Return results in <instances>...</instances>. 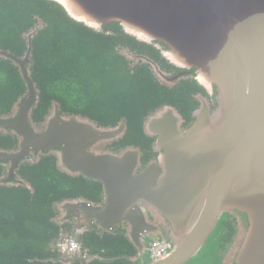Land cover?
I'll use <instances>...</instances> for the list:
<instances>
[{"label": "water", "instance_id": "1", "mask_svg": "<svg viewBox=\"0 0 264 264\" xmlns=\"http://www.w3.org/2000/svg\"><path fill=\"white\" fill-rule=\"evenodd\" d=\"M50 1L91 29L119 24L139 41L161 43L167 48L163 54L173 64L179 66L167 54L179 56L184 67L205 75L207 89L215 86L217 107L204 106L185 134L178 132L175 122L169 123L171 115H152L149 130L161 137L163 151L158 162L144 169L133 151L90 153L88 143L97 134L91 128L53 124L48 134L38 137L23 119L36 101L24 67L32 52L30 36L24 59L0 51V58L19 65L29 82L19 111L21 121H0L25 138L23 152L9 159L16 166L30 150L46 151L64 143L63 170L102 183L106 202L97 208L69 201L61 208L110 230L127 224L141 259L142 237L149 232L146 211L156 208L180 219L181 234L169 244L167 256L146 264H187L204 248L225 214L239 206L250 207L255 223L240 260L264 264V0H70L96 28L74 18L57 0ZM127 25L149 38L142 40ZM60 262L71 263L63 258Z\"/></svg>", "mask_w": 264, "mask_h": 264}, {"label": "flooded vegetation", "instance_id": "2", "mask_svg": "<svg viewBox=\"0 0 264 264\" xmlns=\"http://www.w3.org/2000/svg\"><path fill=\"white\" fill-rule=\"evenodd\" d=\"M93 30L103 38L98 49L101 50L104 62L99 67L105 69L107 73L97 74L94 77L88 75L87 84L88 82H92L95 88L92 91L90 89L91 84H88V88L86 89L89 96L86 97L87 99H84L87 103L82 108V98L75 96L74 94H77L76 90L70 87V83L74 84V81H67V79L72 80L74 74L70 73L67 76H61L60 70L62 67H55L52 82H48L49 88L43 91L42 83L36 80L37 77L34 75V64L31 54L29 62L24 67L33 84L36 101L30 108H27L26 113H23V119L26 120V123L38 137L48 134L53 124L59 125V127L77 125L83 129L91 128L97 134L91 137V141L88 143L87 150L90 153H112L118 155L125 151H133L139 155L140 168L144 169L152 163L158 162L163 151L160 148L161 137L151 132V129L149 130L151 116L157 115L156 113L158 112L162 114V116H159L160 118H164L163 116L166 114L171 115L169 123L175 122L174 124L178 127V132L185 134L195 123L197 113L204 106L209 107L211 110L216 109V88L213 86L211 90L207 89L199 81V74L193 68L189 69L173 64L163 54L167 48L161 43L139 41L137 38L125 33L119 24L104 25L99 29ZM160 46H163V48H160ZM25 56L19 59H24ZM13 64L19 71L24 90L23 95L16 100L11 111L0 114V121L9 124H16L21 121L18 119L20 115L19 111L21 104L23 103L24 105V100L28 96L29 84L24 78L20 66L15 62ZM124 67L134 74H147L155 87V101L145 109L147 114L143 118L142 138H136L132 141L127 140L128 129L124 119L120 118L116 119L114 123L103 124L102 120L104 118L101 121L92 119L94 113H91L88 109L90 101H95L98 93L104 92L103 82L108 85L106 87L107 90L113 89L114 86L117 89L122 87V72ZM114 117L117 118V114ZM104 132L107 133V136H102L101 133ZM24 142L25 138L14 129H7L0 125V185H19L24 183L25 180L20 175L22 167L38 164L44 158H52L55 166L61 172L68 175V177L78 180L85 179L89 185L95 188L101 185L102 191L99 201L75 197L63 202L76 200L91 204L97 208L104 207L106 197L102 183L83 175L70 174L63 170L60 164V156L64 152V143H59L55 148L47 149L46 151L30 150L19 159L15 166L14 161L9 159V157L12 158L21 154ZM61 203L56 204L58 212L57 223L62 228L60 233L62 236L75 238L83 248L81 255L68 257L64 260H69L70 264H140V254L132 244V239L129 236L131 230L127 224L114 225L110 230L99 223L86 222L84 219L76 216L74 210L64 211L61 208ZM145 222L149 232L142 237V243L143 251L148 254L144 253L143 259L145 258L148 262L153 259L150 257L149 251L144 247L145 237L164 238L167 241V238L163 234H173L174 223L172 219L166 217L156 208H150L146 211ZM254 223V211L250 207L239 206L230 212L224 223L225 235L222 237L223 240L218 255L220 264H242L238 260L242 252L240 250L244 248ZM109 236L120 237L125 242V252L120 253L119 251V254H117L103 248H97V250L93 251L88 249V243L91 244L90 241H98ZM167 242L172 245L171 242ZM139 243L141 245V242ZM75 259H81V261L75 262L73 261Z\"/></svg>", "mask_w": 264, "mask_h": 264}, {"label": "trees", "instance_id": "3", "mask_svg": "<svg viewBox=\"0 0 264 264\" xmlns=\"http://www.w3.org/2000/svg\"><path fill=\"white\" fill-rule=\"evenodd\" d=\"M30 36L33 71L43 91L49 88L47 83L52 82L55 67H62L61 76L74 74L67 81H74L70 87L82 98L83 108L89 96L88 84L92 91L95 88L92 82L87 84L88 75L107 73L99 67L104 62L98 49L102 36L72 19L54 1L0 0V51L21 58L28 51ZM122 77L119 89L114 86L107 90L103 82L104 92L90 101L88 109L94 113L92 119L104 118L103 124L124 119L127 140L132 141L142 138L145 109L155 101V87L147 74H134L125 67ZM23 90L17 67L11 60L0 58V114L11 111ZM20 175L25 180L21 185H0V264H61L56 252L62 229L57 223L56 204L75 197L99 201L101 185L95 188L85 179L68 177L52 158L22 167ZM90 242L88 249L92 251L103 248L119 254L126 250L120 237Z\"/></svg>", "mask_w": 264, "mask_h": 264}, {"label": "rangeland", "instance_id": "4", "mask_svg": "<svg viewBox=\"0 0 264 264\" xmlns=\"http://www.w3.org/2000/svg\"><path fill=\"white\" fill-rule=\"evenodd\" d=\"M161 48H163V46H160ZM166 217H168L169 219H172L173 223H174V233L173 234H163L165 238H167V241L171 242L172 245L174 242H176L179 238V235L181 234V220L176 218V217H169L167 215H165ZM229 216V213L225 214L222 219L221 222L218 226V228L216 229V231L213 233V235L210 236L209 241L207 242V244L204 246V248L198 253L197 256H195L190 262H188V264H220V260H219V253H220V249H221V243L223 240V235H225L224 231V223L227 220ZM149 241L150 238L149 236L145 237L144 240V247L145 249L148 251L149 248ZM245 247V246H244ZM242 251L243 253V248L240 250V252ZM145 254H148L147 252H144ZM242 253H240L239 256V263L241 262V256ZM152 260L148 261L151 262ZM146 264V259H141L140 264ZM222 264V263H221Z\"/></svg>", "mask_w": 264, "mask_h": 264}, {"label": "built area", "instance_id": "5", "mask_svg": "<svg viewBox=\"0 0 264 264\" xmlns=\"http://www.w3.org/2000/svg\"><path fill=\"white\" fill-rule=\"evenodd\" d=\"M149 255L153 260H160L167 256L170 246L164 238L149 236ZM83 251L82 245L73 237L62 236L56 243V252L59 259L68 257H76L81 255Z\"/></svg>", "mask_w": 264, "mask_h": 264}, {"label": "bare ground", "instance_id": "6", "mask_svg": "<svg viewBox=\"0 0 264 264\" xmlns=\"http://www.w3.org/2000/svg\"><path fill=\"white\" fill-rule=\"evenodd\" d=\"M57 2L61 3L64 7H66L69 12L71 13V15L78 19V20H83L84 22H86L88 25L92 26V27H97L95 25L94 22H92L90 19H88L87 17H84V16H81L78 11L75 9L74 5L70 2V0H57ZM127 30L129 32H132L134 34H137L138 37H140L142 40H146L145 38H149L147 36V34H145L144 32L140 31V30H137L136 28H133L132 26L130 25H127ZM169 56V58L173 61V62H176L177 64H179V66H186L185 65V61H182L179 56L175 55V54H167ZM199 81L205 85L207 88H210V85L208 83V80L207 78L205 77V75L201 74L199 76Z\"/></svg>", "mask_w": 264, "mask_h": 264}]
</instances>
